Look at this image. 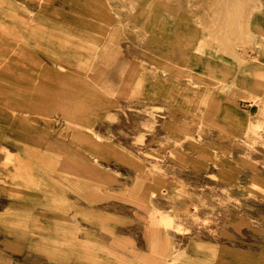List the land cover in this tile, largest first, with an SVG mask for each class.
Masks as SVG:
<instances>
[{"label":"rangeland","instance_id":"obj_1","mask_svg":"<svg viewBox=\"0 0 264 264\" xmlns=\"http://www.w3.org/2000/svg\"><path fill=\"white\" fill-rule=\"evenodd\" d=\"M262 2L0 0V264H264Z\"/></svg>","mask_w":264,"mask_h":264},{"label":"crops","instance_id":"obj_2","mask_svg":"<svg viewBox=\"0 0 264 264\" xmlns=\"http://www.w3.org/2000/svg\"><path fill=\"white\" fill-rule=\"evenodd\" d=\"M253 23L255 25L256 31L260 34V37L262 38V41H264V3L263 2H262V12L260 13L259 18L255 19ZM262 49H264V42L262 43ZM262 52H263V55H264V50ZM210 67L211 66H209V68ZM209 68L208 67L205 68V71L207 69H208L207 71H211ZM215 70H216L215 71V75L212 76V79H214V80H218V79L220 80L221 79V81L223 83H228L230 81V79L233 78L234 75H235V69L226 71V70L217 68ZM248 76L253 77V80H254L253 85H252L253 90H254V95L257 92H264V68H261V67L260 68H256V69H254V73L252 75L248 74ZM166 250H167V252L169 251L168 249H166ZM164 251H165V249L163 251L161 250L160 253H158L159 259L162 262L161 264H168L169 260L173 261L174 259H176L177 255H175V253H172V252L169 251L171 253V256L170 257H168V256L166 257L163 254ZM246 260H247L245 262L246 264H253L252 263V261H254L253 257H251L250 260L249 259H246ZM234 262H235V264H239L238 263V258H235Z\"/></svg>","mask_w":264,"mask_h":264},{"label":"bare ground","instance_id":"obj_3","mask_svg":"<svg viewBox=\"0 0 264 264\" xmlns=\"http://www.w3.org/2000/svg\"><path fill=\"white\" fill-rule=\"evenodd\" d=\"M237 4V3H236ZM236 8V7H235ZM227 15V14H226ZM227 17V16H226ZM234 19V18H233ZM247 21L249 20V17H247V19H246ZM216 21H218V20H216ZM249 22V21H248ZM237 23H238V21H237ZM208 70V69H207ZM234 72V71H233ZM222 74V73H221ZM225 74V73H224ZM223 75V74H222ZM226 75V74H225ZM226 81V80H225ZM28 100V99H27ZM19 111V110H18ZM26 129V128H25ZM18 139V138H17ZM74 181V180H73ZM96 185V184H95ZM92 186V185H91ZM102 189H105V188H102ZM170 257L171 256V253L168 251V253L166 254V257Z\"/></svg>","mask_w":264,"mask_h":264}]
</instances>
